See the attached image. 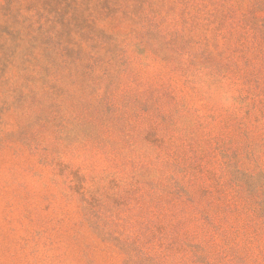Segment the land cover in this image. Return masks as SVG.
I'll return each mask as SVG.
<instances>
[{"label":"rangeland","instance_id":"rangeland-1","mask_svg":"<svg viewBox=\"0 0 264 264\" xmlns=\"http://www.w3.org/2000/svg\"><path fill=\"white\" fill-rule=\"evenodd\" d=\"M0 264H264V0H0Z\"/></svg>","mask_w":264,"mask_h":264}]
</instances>
